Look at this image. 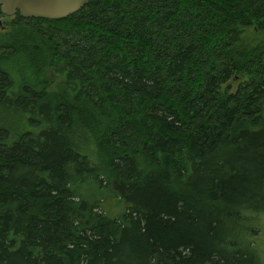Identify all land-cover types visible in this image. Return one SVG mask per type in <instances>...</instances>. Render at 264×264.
<instances>
[{
    "label": "trees",
    "instance_id": "obj_1",
    "mask_svg": "<svg viewBox=\"0 0 264 264\" xmlns=\"http://www.w3.org/2000/svg\"><path fill=\"white\" fill-rule=\"evenodd\" d=\"M262 215L264 0H91L0 33V264H264Z\"/></svg>",
    "mask_w": 264,
    "mask_h": 264
},
{
    "label": "water",
    "instance_id": "obj_2",
    "mask_svg": "<svg viewBox=\"0 0 264 264\" xmlns=\"http://www.w3.org/2000/svg\"><path fill=\"white\" fill-rule=\"evenodd\" d=\"M91 0H0L4 15L18 12L25 18L62 19L78 12Z\"/></svg>",
    "mask_w": 264,
    "mask_h": 264
},
{
    "label": "rangeland",
    "instance_id": "obj_3",
    "mask_svg": "<svg viewBox=\"0 0 264 264\" xmlns=\"http://www.w3.org/2000/svg\"><path fill=\"white\" fill-rule=\"evenodd\" d=\"M14 16H0V33L5 32L11 26ZM245 38L249 42H254L255 40L263 38V35L251 28L247 29L245 32ZM107 206L106 209L109 213L115 214L123 209L122 204L118 203L117 200L112 196H107L104 199V202ZM261 233L258 238V243L260 250L264 254V215L261 216Z\"/></svg>",
    "mask_w": 264,
    "mask_h": 264
},
{
    "label": "flooded vegetation",
    "instance_id": "obj_4",
    "mask_svg": "<svg viewBox=\"0 0 264 264\" xmlns=\"http://www.w3.org/2000/svg\"><path fill=\"white\" fill-rule=\"evenodd\" d=\"M7 16V15H6Z\"/></svg>",
    "mask_w": 264,
    "mask_h": 264
}]
</instances>
